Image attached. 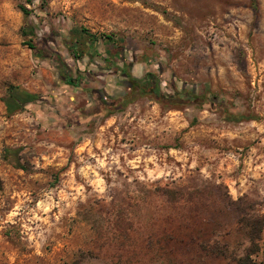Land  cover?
Here are the masks:
<instances>
[{
    "label": "rangeland",
    "instance_id": "1",
    "mask_svg": "<svg viewBox=\"0 0 264 264\" xmlns=\"http://www.w3.org/2000/svg\"><path fill=\"white\" fill-rule=\"evenodd\" d=\"M8 84L39 100L6 114ZM242 210L264 214V0H0V264H236Z\"/></svg>",
    "mask_w": 264,
    "mask_h": 264
},
{
    "label": "trees",
    "instance_id": "2",
    "mask_svg": "<svg viewBox=\"0 0 264 264\" xmlns=\"http://www.w3.org/2000/svg\"><path fill=\"white\" fill-rule=\"evenodd\" d=\"M30 1V0H28ZM21 12L23 14L24 19L27 21L29 16V9L22 5L20 7ZM32 31H28L25 29L23 31L24 35H30ZM106 38L110 41L111 47L113 46V41L110 36H106ZM122 71V75L125 76L128 83L132 85L135 90L139 94H145L149 91H155L159 93L158 84L154 83L152 79L144 78V79H136L132 77L127 69V67H119ZM150 75V74H148ZM63 80L65 82L72 84V80L68 79V76L64 72L62 75ZM184 91H179V95L183 98ZM96 101L100 100L98 95L94 97ZM134 99V96L130 97H120L116 101H113L109 105H103V108L107 110V113L114 112L116 110H120L124 108L129 102ZM39 100V96L36 93H33L27 89L20 87L15 84H8L5 89V93L1 98V101L4 105V109L6 114L11 115L19 110H21L26 104L37 102ZM19 148H13L9 146H5L3 148V157L11 160L13 164L22 170H28V165L21 162L19 157ZM238 224L244 229L246 235L249 238L250 246L248 250L240 257L236 259V264H264V247H261L259 244V240L261 239V233L264 231V214L261 216L249 215L245 210L241 211V216L238 220ZM262 250L263 256L261 260H256L252 257V254L259 252Z\"/></svg>",
    "mask_w": 264,
    "mask_h": 264
}]
</instances>
